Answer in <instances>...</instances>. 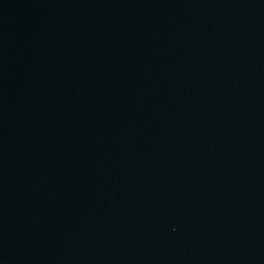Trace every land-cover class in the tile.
Segmentation results:
<instances>
[{
    "label": "water",
    "instance_id": "water-1",
    "mask_svg": "<svg viewBox=\"0 0 264 264\" xmlns=\"http://www.w3.org/2000/svg\"><path fill=\"white\" fill-rule=\"evenodd\" d=\"M0 264H264V0H0Z\"/></svg>",
    "mask_w": 264,
    "mask_h": 264
}]
</instances>
